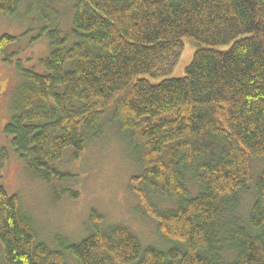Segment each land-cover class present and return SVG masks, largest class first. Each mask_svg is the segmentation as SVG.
I'll use <instances>...</instances> for the list:
<instances>
[{"label":"trees","instance_id":"1","mask_svg":"<svg viewBox=\"0 0 264 264\" xmlns=\"http://www.w3.org/2000/svg\"><path fill=\"white\" fill-rule=\"evenodd\" d=\"M24 1L0 0V15ZM71 26L37 37L50 45L41 73L17 65L5 134L28 171L63 181L74 178L56 166L66 152L77 158L106 120L118 124L159 238L145 242L92 210L85 239L51 245L0 187L1 263L264 264V0H80ZM186 39L196 46L186 76L153 84L172 74ZM14 43L0 38L10 65Z\"/></svg>","mask_w":264,"mask_h":264},{"label":"rangeland","instance_id":"2","mask_svg":"<svg viewBox=\"0 0 264 264\" xmlns=\"http://www.w3.org/2000/svg\"><path fill=\"white\" fill-rule=\"evenodd\" d=\"M79 1L25 0L20 3L14 17L0 15V38L7 35L16 39V43L6 50L7 55L15 54L11 57L14 62L7 64L0 57V168L3 151L7 155L0 169V187L8 195L20 198L21 209L31 220L38 236L51 245L59 236L72 244L85 239L92 210L104 215L110 224L123 223L145 242L157 241L156 224L146 215L134 194L136 187L132 178L141 170L139 156L132 147L131 139L118 124L113 125L106 120L103 137L89 140L77 158H73L74 152H66L56 166L74 178L63 181L51 178L47 182L40 175L28 171L12 148L11 139L5 134L6 125L20 100L19 88L23 76L18 72L17 65L41 73L40 61L49 55L50 45L46 37H37L44 33V29L54 25H58L64 36H69ZM195 50L193 41L184 40L180 60L172 74L151 82L156 84L163 79L185 77ZM67 189L79 191V198L63 196L62 192ZM2 255L0 246V264Z\"/></svg>","mask_w":264,"mask_h":264},{"label":"bare ground","instance_id":"3","mask_svg":"<svg viewBox=\"0 0 264 264\" xmlns=\"http://www.w3.org/2000/svg\"><path fill=\"white\" fill-rule=\"evenodd\" d=\"M182 51H183V49L180 51L181 54H182Z\"/></svg>","mask_w":264,"mask_h":264}]
</instances>
